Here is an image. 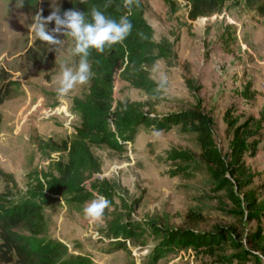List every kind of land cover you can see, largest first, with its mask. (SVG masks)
I'll use <instances>...</instances> for the list:
<instances>
[{
    "label": "rangeland",
    "instance_id": "1",
    "mask_svg": "<svg viewBox=\"0 0 264 264\" xmlns=\"http://www.w3.org/2000/svg\"><path fill=\"white\" fill-rule=\"evenodd\" d=\"M139 2L153 42L166 50V57L141 69L151 84L149 97L135 87L137 80L125 72L126 64L116 66L113 112L129 107L161 121L191 110L199 100L222 156H230L236 131L249 138L242 162L252 176L251 188L264 199V17L248 9L244 0L194 22L186 19L184 2L176 1L172 10L161 0ZM38 11L23 2L0 0V88L8 92L0 106V172L9 176H0V194H9L17 204L39 193L45 202L40 238L66 246L71 258H88L92 264H236L223 259L231 252L176 247L163 252L150 238L114 237V226L126 222L142 226L156 221L201 233L235 226L241 236L254 223L245 232L232 219L231 205L222 193L212 192L202 170L195 137L178 127L156 131L139 126L120 152L81 144L71 156L80 122L74 105L85 102L89 81L66 97L56 94L60 65L78 63L68 36L52 67L24 63L35 39L30 24ZM158 53L153 49L145 55ZM71 160L74 183L91 194L84 203L74 201L76 194L51 191ZM94 193L109 201L99 223H90L83 213ZM255 247L246 245L253 251Z\"/></svg>",
    "mask_w": 264,
    "mask_h": 264
},
{
    "label": "trees",
    "instance_id": "2",
    "mask_svg": "<svg viewBox=\"0 0 264 264\" xmlns=\"http://www.w3.org/2000/svg\"><path fill=\"white\" fill-rule=\"evenodd\" d=\"M25 5L35 6L43 17L52 10L59 9L62 16L65 11L73 10L85 14V19L91 22L90 11L96 8L106 17L119 19L127 16L132 24L128 37L119 44L103 53L90 50L88 62L91 68L88 94L85 102H76L74 111L80 122L74 129V142L71 156L77 154L81 144L104 147L109 151L120 152L126 143L133 139L136 129L143 126L156 131H164L178 127L182 132L195 137L199 150L202 170L212 187V192L222 193L232 207L229 214L236 224L244 231L250 224L254 227L249 234L241 236L235 226H214L210 233L196 232L192 229L171 228L156 221H146L138 224H116L113 228L114 237L123 240L150 238L158 243L156 250L167 252L171 248L192 249L201 248L210 251H220L228 263L262 264L264 259V199L257 189L251 188L252 176L243 164L244 150L249 148L248 137L236 131L234 134L232 152L229 157L222 156L212 141V121L201 109V103L191 110L165 116L161 121H155L150 114H143L139 109L124 108L115 113L112 107L113 73L116 66L126 64L125 72L133 73L135 87L144 91L149 97L152 93L151 84L142 76L141 69L151 65L155 60L166 57V50L153 42V30L144 22L140 14V2L134 0L131 8L124 6V0H16ZM171 10L176 1L186 5V19L194 22L199 18L209 17L223 9L225 4L238 6L240 0H161ZM244 5L264 17V0H244ZM53 23L48 24L51 29ZM35 37V35H34ZM61 44L57 51H49L45 42L35 37L32 47L25 51V64L36 67H52L60 47L66 40L62 34L58 36ZM73 47L71 37H68ZM157 49V56L145 55L149 50ZM72 55V53H71ZM75 61L79 57L73 56ZM133 81V80H132ZM0 88V106L8 98L7 89ZM66 148V145L63 144ZM75 165L71 160L63 167L62 177L53 181L52 189L56 195L76 194L74 201L84 203L91 196L74 183ZM3 178L9 176L2 174ZM42 193V192H41ZM39 194V193H38ZM38 194H33L21 203L10 202L9 194H0V264H92L88 258H71L66 246L60 243L44 241L40 238L42 225V209L45 202ZM255 244V250H249L246 245ZM123 245V244H122ZM123 246L119 245L121 250Z\"/></svg>",
    "mask_w": 264,
    "mask_h": 264
},
{
    "label": "clouds",
    "instance_id": "3",
    "mask_svg": "<svg viewBox=\"0 0 264 264\" xmlns=\"http://www.w3.org/2000/svg\"><path fill=\"white\" fill-rule=\"evenodd\" d=\"M134 0H124V6L131 8ZM91 22L86 21L85 14L68 10L61 16L59 9L52 10L49 15L43 17L38 11L33 15L30 31L37 39L45 42L49 51H57L61 44L60 34L72 38L73 47L71 53L79 57L74 67L60 65V76L56 94L58 97H66L77 85L86 84L91 78V68L88 62L90 50L103 53L106 49L122 43L130 34L132 24L127 16L119 19L106 17L101 11L92 8L90 11ZM54 26L49 29L48 24ZM160 88L164 87L161 80ZM94 198L83 208L85 218L90 223L102 221L104 210L109 207V201L100 194L94 193Z\"/></svg>",
    "mask_w": 264,
    "mask_h": 264
}]
</instances>
